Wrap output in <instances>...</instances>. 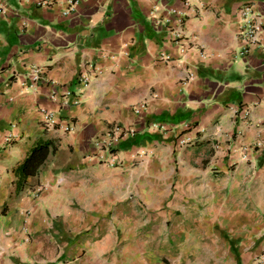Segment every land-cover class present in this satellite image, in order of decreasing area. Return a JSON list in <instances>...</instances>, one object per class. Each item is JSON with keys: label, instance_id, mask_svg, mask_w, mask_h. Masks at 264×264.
Returning a JSON list of instances; mask_svg holds the SVG:
<instances>
[{"label": "crops", "instance_id": "obj_1", "mask_svg": "<svg viewBox=\"0 0 264 264\" xmlns=\"http://www.w3.org/2000/svg\"><path fill=\"white\" fill-rule=\"evenodd\" d=\"M36 2L0 0V264H264V0Z\"/></svg>", "mask_w": 264, "mask_h": 264}, {"label": "built area", "instance_id": "obj_2", "mask_svg": "<svg viewBox=\"0 0 264 264\" xmlns=\"http://www.w3.org/2000/svg\"><path fill=\"white\" fill-rule=\"evenodd\" d=\"M77 0H74L73 4H76ZM53 3V0H37L36 5L38 7H47L50 6ZM0 13H3L2 10H0ZM240 14L243 18V21L247 24L246 28L243 31V38L245 40V43L248 47L254 46L259 41V36L263 30L262 24L259 22H255L254 16L251 12V9L248 6H244L240 9ZM183 52V49L181 50ZM42 74L41 68L34 67L31 71L30 78L32 79V83H37L40 81V77ZM79 85L81 87H87L89 83V79L87 75H81L79 77ZM52 100H54V96L51 97ZM144 105L141 104L136 109V112H138L140 109H143ZM235 114H240L243 118H247L250 114L248 110H240L239 108H232ZM39 115H40V124L43 127V129L47 131L54 130L58 125L59 129L65 133L71 132L72 127L65 125H60V122L57 120L55 113L51 110H48L46 108H38ZM132 133V131L123 128L121 126H114L108 134L107 141L102 144V150L107 153V157H99V162L103 165L116 167L118 160L116 157V154L114 153V145L121 141V139H124L125 137L129 136ZM10 138H6L8 141ZM176 144L180 148H187L194 144V139L191 137H183L180 136L176 140ZM247 156L244 155L243 159H246Z\"/></svg>", "mask_w": 264, "mask_h": 264}, {"label": "trees", "instance_id": "obj_3", "mask_svg": "<svg viewBox=\"0 0 264 264\" xmlns=\"http://www.w3.org/2000/svg\"><path fill=\"white\" fill-rule=\"evenodd\" d=\"M51 150L54 151L55 147L50 142H39L29 150L25 159L15 169L17 189H22L27 178L37 174Z\"/></svg>", "mask_w": 264, "mask_h": 264}]
</instances>
